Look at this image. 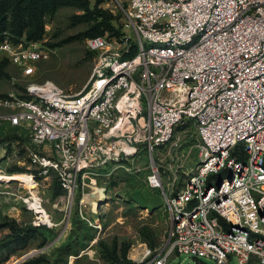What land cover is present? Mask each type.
<instances>
[{
  "label": "built area",
  "instance_id": "2783aa9c",
  "mask_svg": "<svg viewBox=\"0 0 264 264\" xmlns=\"http://www.w3.org/2000/svg\"><path fill=\"white\" fill-rule=\"evenodd\" d=\"M110 1L134 38H87L98 61L77 93L29 80L51 53L42 40L0 41V58L25 81L22 94L0 97L2 120L28 138L37 175L57 178L60 201L118 168L142 173L160 192L168 239L162 248L141 245L137 264L181 255L194 264H264V0ZM186 135L197 143L181 150L185 159L197 153L200 162L170 167ZM9 149L16 153L13 141L0 154ZM22 200L34 222L53 224L42 220L46 212L51 221L42 198Z\"/></svg>",
  "mask_w": 264,
  "mask_h": 264
},
{
  "label": "rangeland",
  "instance_id": "374dc122",
  "mask_svg": "<svg viewBox=\"0 0 264 264\" xmlns=\"http://www.w3.org/2000/svg\"><path fill=\"white\" fill-rule=\"evenodd\" d=\"M88 2L93 8L97 0ZM97 7L112 16L111 23L120 33L117 35L107 30L102 36L117 42L122 35L134 38L133 32L125 27L124 16L115 2L102 0ZM84 13L74 4H63L54 12L45 14L42 42L51 53L48 59L34 63L35 73L29 80L39 83L50 80L69 94L77 93L89 84L98 54L86 47L87 37L83 34L92 22L78 18ZM2 60L0 58V97L6 98L11 92L22 94L25 81L21 73L12 63ZM4 113L6 109L0 107V138L11 134L12 140L17 130L2 120ZM17 140L20 142L12 140L16 153L9 149L7 155L0 154V177L19 176L32 181L30 174L35 173L36 179L32 178L30 189L25 183L0 181V264H49L48 260L50 264H137L141 245L152 249L165 245L171 226L169 214L160 193L150 189L142 176L118 168L107 176L89 179L91 188H78L72 202L60 201L62 190L56 194L59 189L57 178L37 175L25 148L30 146L28 138L21 134ZM184 149L181 146L177 158L168 160L170 167L175 164L179 167L195 166L200 162L197 153L192 155L191 161L185 159L186 153L181 151ZM159 152L163 158L165 152ZM110 168L104 167L101 173H107ZM102 187L105 190L101 197ZM30 194L42 198L44 209L51 215V226L34 222V214L22 200ZM85 194L89 206L83 200ZM93 205L97 206L90 208ZM80 207L88 220L79 214ZM10 225L30 226L31 231L23 242L17 244L11 236ZM199 260L204 264H217L206 258ZM194 262L192 257L181 255L170 259L168 264ZM229 264L239 263L236 257H229Z\"/></svg>",
  "mask_w": 264,
  "mask_h": 264
},
{
  "label": "trees",
  "instance_id": "16d2710c",
  "mask_svg": "<svg viewBox=\"0 0 264 264\" xmlns=\"http://www.w3.org/2000/svg\"><path fill=\"white\" fill-rule=\"evenodd\" d=\"M101 1L102 0H97L94 7L90 8L88 0H0V41L5 38H8L13 43H17L20 40H25L26 42L42 40L44 36L45 14L54 12L59 5L63 4H74L84 10L85 13L78 18L80 20L92 22V25H90L83 34L87 38L102 36L107 30H110L113 34H120L119 31L114 29L111 23L112 16L97 7V4ZM2 61L8 62L6 59ZM187 127L188 125L180 126L177 128V131H184ZM13 129L17 131L12 140H17L20 138L18 134L19 129ZM7 140H11V134H7L5 137L0 138V145ZM196 143L197 139L194 135H186L182 141V147L188 148ZM137 175L142 176V178L144 176L142 173ZM60 191L61 187L59 185L56 194L58 195ZM158 193L160 192L158 191ZM3 224H5V222ZM10 229L13 232L11 236H14L13 240L17 244L23 242L31 231L30 226L19 228L10 225ZM46 230L51 232L48 229ZM48 262L49 264L51 263L50 260H48Z\"/></svg>",
  "mask_w": 264,
  "mask_h": 264
},
{
  "label": "bare ground",
  "instance_id": "6f19581e",
  "mask_svg": "<svg viewBox=\"0 0 264 264\" xmlns=\"http://www.w3.org/2000/svg\"><path fill=\"white\" fill-rule=\"evenodd\" d=\"M31 180L33 181L32 177L30 176ZM6 181V182H19V183H25V185L27 186L28 189L32 188L33 186V182L30 181L27 177H19V176H16V177H0V181ZM103 188L101 190V197L103 196ZM100 197V198H101ZM32 199L34 200L33 203H36V201L38 200V197L36 195H32ZM83 200L86 202V204L88 205V202L89 200H87V194H85ZM97 206V205H96ZM95 205L91 206V208H95L96 207ZM42 220L44 222H48L49 224H51V221L49 220V218L46 216V212H43L42 213Z\"/></svg>",
  "mask_w": 264,
  "mask_h": 264
}]
</instances>
